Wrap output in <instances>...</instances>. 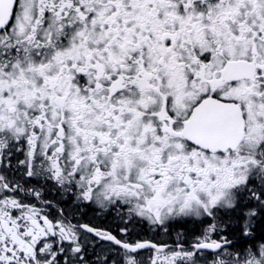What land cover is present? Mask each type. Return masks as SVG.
<instances>
[{"label":"snow or ice","instance_id":"snow-or-ice-1","mask_svg":"<svg viewBox=\"0 0 264 264\" xmlns=\"http://www.w3.org/2000/svg\"><path fill=\"white\" fill-rule=\"evenodd\" d=\"M0 264H264V0H0Z\"/></svg>","mask_w":264,"mask_h":264}]
</instances>
